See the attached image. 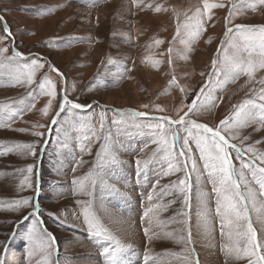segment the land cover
Listing matches in <instances>:
<instances>
[{
	"label": "rangeland",
	"instance_id": "374dc122",
	"mask_svg": "<svg viewBox=\"0 0 264 264\" xmlns=\"http://www.w3.org/2000/svg\"><path fill=\"white\" fill-rule=\"evenodd\" d=\"M209 3L225 6L205 12L203 0H0V16L11 32L0 47H8L6 57H12L13 44L23 54L12 59L0 56V105L7 106L0 113V255L7 247V264H106L102 248L115 241L126 246L120 254L123 264H248L247 258L238 260L225 250L237 238L227 227L223 210L217 214L220 197L195 142H189L187 168L185 158H180L181 170L164 175L170 161L168 153L153 143L158 135L136 126L154 123L152 117L179 119L201 88L199 106L187 118L213 128L245 99L264 103L258 99L264 69L251 82L242 74L222 86L212 75L213 59L222 57L227 47L222 48L226 27L264 25V3ZM232 4L239 11L226 26ZM197 8L204 17L199 36L189 19ZM3 29L0 22V36L6 35ZM236 35L234 30L232 36ZM34 62L44 66L35 68L33 83L28 84L26 76ZM45 77L56 90L47 115L41 109L50 97L39 88ZM173 78L175 83L170 84ZM65 94L90 107H65L57 116ZM250 111L254 117L250 123L222 134L234 133L237 138L231 143L261 153L264 123L259 108ZM132 112L147 115L136 117ZM33 131L44 135L34 136ZM186 135L181 129L177 156ZM15 143L35 144L36 155L4 154ZM102 145L107 146L105 151ZM97 152L102 153L100 159ZM113 154L119 160L116 164L108 162ZM231 155L237 169L255 159L253 153ZM138 159L148 161L140 166L139 176ZM28 165L33 166L32 186L22 187ZM244 172L248 187L256 193L247 204L248 215L264 245V196L251 172ZM186 175L191 184L187 205L173 187ZM241 191H247L243 185ZM26 197L39 203L37 215H30L32 207L11 210L12 201ZM85 209L95 218V229L85 222ZM30 229H34L31 235ZM48 233L55 238L51 246Z\"/></svg>",
	"mask_w": 264,
	"mask_h": 264
},
{
	"label": "snow or ice",
	"instance_id": "6c2138e0",
	"mask_svg": "<svg viewBox=\"0 0 264 264\" xmlns=\"http://www.w3.org/2000/svg\"><path fill=\"white\" fill-rule=\"evenodd\" d=\"M135 2V0H134ZM261 3H264V0H261ZM204 11L207 12L212 8H220L225 5L219 3H209V0H203ZM156 11H160L161 8L157 6ZM51 11V10H49ZM236 4H232L229 8V15L226 17V26L230 22L234 13L238 12ZM195 26V36H199L202 31H204V17L200 9H196V15L189 18ZM210 19V17H209ZM0 22L4 23V33L5 36H0V42H3L10 35V29L7 26V22L3 20V17L0 16ZM237 34L235 37L232 36L233 32ZM225 40L222 41V48L224 45H227L226 48H223V56H217L213 59V73L212 75L216 76L217 85H223L230 80H235L240 75H246L248 81L251 82L255 79V73L261 69H264V25L255 26V25H245V24H236L233 27H226L225 31ZM163 41L156 40V44H160ZM210 42V41H209ZM9 51L8 47H0V56H5ZM171 51V49H169ZM218 53L221 49L217 50ZM23 54L19 51H16L15 45L12 47V57H6V59H12L15 57H21ZM171 62V61H170ZM109 63L112 64L114 61L109 58ZM155 63H159L156 61ZM43 63L34 62L33 69L27 73L26 80L28 84H32L35 77V68H42ZM52 71L57 72L59 75L58 69L54 66L49 65ZM223 77V79H221ZM211 80V75H210ZM175 83V78L170 81V84ZM261 85H264V78L259 80ZM39 88L43 94L50 97L48 104L41 109V112L44 115H47L49 108L51 107L52 100L56 96L55 84L54 82L45 77L40 83ZM204 92V88H201L200 92L197 93V97L193 100L192 104L187 105L188 111L185 112L179 119H170L168 116L162 117H152L154 123H147L144 125L137 124V127H147L153 129L158 135V138L153 140V143H156L158 146H161L167 153V158L169 159L168 170L164 175H169L175 171H180L178 166V161L180 158H185V169L187 168V161L191 160L189 149V142L194 141L196 147L200 154V159L204 162V169L208 172L209 177L211 178L213 184L215 185L214 191L217 192L220 200L217 203V214H220L223 210V214L227 219V227L234 230L236 240L230 245L225 246V250L228 254H234L236 259L247 258L248 264H264V245L257 239L256 230L253 228L251 220L247 211V204L252 202L255 198L256 193L248 187V180L245 177L244 169H248L251 172L252 179L255 183L259 185V195L264 196V152L257 153L255 150L249 146L247 148H240L235 143H231V140L237 138L236 134L227 136L222 133H228L231 129L237 127H244L250 123L254 117L250 109L259 108L260 115L259 118L261 123H264V103L257 104L253 99H245L243 102L233 105V111L228 117L221 120L219 124L213 128L209 127L204 123H198L195 120L188 119L189 114L195 110L199 105L201 94ZM31 95V94H30ZM209 100L212 98L209 96ZM260 101H264V88L260 89L258 96ZM70 109H82L85 107H90V105H82L75 103L72 100L68 99L65 94L60 103V110L57 112L59 116L65 107ZM7 106L0 105V113H3ZM144 107H147L145 105ZM163 111V109H157ZM8 111L11 112V109L8 108ZM131 115L136 117H144L147 114L145 112H132ZM104 113L100 114V127H104ZM56 122V117H53V123ZM120 121L113 120V124H118ZM34 128L44 127V125H34ZM83 127V125H81ZM183 129L187 132V135L183 138V145L180 148V152L177 156L175 149L180 140V130ZM195 129V133L193 132ZM259 130V129H257ZM16 131H26L25 129H16ZM32 135L41 137L44 133L40 131H33ZM247 139V137H243ZM107 149L106 145H102V151ZM42 150V149H41ZM12 151H20L25 154L36 155V145L33 143H15L13 147H10L7 152L8 154ZM235 151L237 156L241 152L253 153L255 159L251 163L242 164L240 169L235 168L233 164V157L231 152ZM101 152H97L98 159L101 158ZM251 159V157H250ZM176 160L177 163L171 162ZM256 160L259 161V164H256ZM109 163L116 164L119 162L118 157L114 154L111 155ZM192 162V171L196 172V162ZM148 161L137 160V175H140V166L142 164L146 165ZM20 171H25L21 169ZM28 176L21 181L22 187H31V174L33 173V166L28 165L26 168ZM89 176L93 175V172L90 171ZM74 183H80L79 180H74ZM157 183H159L157 181ZM241 185L245 187L246 192L241 191ZM173 187L177 188L181 193L184 199V204L189 203L191 184L189 182V177L186 175L184 178L179 179L178 182L173 183ZM151 199V196H149ZM32 207L33 211L30 215H37L39 209V203H32L31 197L22 198L11 202V210H19L20 208ZM85 222L89 224L90 228H96L95 218L92 217L88 210L85 209L83 212ZM29 217L24 216L23 219L27 220ZM246 222V223H245ZM224 225H222V228ZM34 232V229H30L29 233ZM147 232V230H146ZM100 232L97 231V235ZM229 238L232 239L233 231H229ZM49 239V246L55 243V238L51 233L47 234ZM109 239H113L109 236ZM125 245L120 241H115L109 243L108 246L102 248L101 254L106 257V264H123V261L120 258V254L125 249ZM7 247H5V253L0 255V264H7L6 261ZM149 257L146 255L145 260L147 261Z\"/></svg>",
	"mask_w": 264,
	"mask_h": 264
}]
</instances>
